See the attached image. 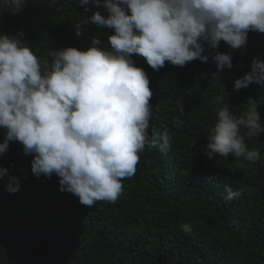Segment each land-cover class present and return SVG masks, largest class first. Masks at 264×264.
Instances as JSON below:
<instances>
[{"label":"trees","instance_id":"16d2710c","mask_svg":"<svg viewBox=\"0 0 264 264\" xmlns=\"http://www.w3.org/2000/svg\"><path fill=\"white\" fill-rule=\"evenodd\" d=\"M57 2L58 9L50 0H28L16 14L0 7V32L15 35L22 29L38 57L65 46L86 49L93 36L107 43L112 30L94 24L75 34L74 26L91 10L85 13L77 0ZM219 50L232 53L231 69L217 70L210 56L207 63L166 62L155 71L142 57H133L150 79L147 131L157 145L140 153L135 174L122 180L114 203L80 204L77 196L59 190L55 174L36 178L32 155L10 142L0 166L20 178L21 189L9 194L7 177L0 179V264H264V132L246 138L250 150L261 152L256 163L231 154L204 155L207 130L220 106L215 97L223 96L236 116L251 97L264 123V85L233 88L234 80L251 70L254 57L264 60V34L249 32L245 49L221 41ZM213 72L220 79L209 83ZM165 130L170 146L161 151ZM225 185L241 194L225 200ZM185 223L191 233L181 230Z\"/></svg>","mask_w":264,"mask_h":264},{"label":"clouds","instance_id":"9594fccd","mask_svg":"<svg viewBox=\"0 0 264 264\" xmlns=\"http://www.w3.org/2000/svg\"><path fill=\"white\" fill-rule=\"evenodd\" d=\"M28 0H0L13 14ZM85 13L74 26L94 24L111 29L107 43L98 36L90 46L49 50L38 57L23 39L0 32V156L10 142L32 155L31 172L59 178V190L78 197L92 207L97 201L114 203L122 194V180L136 172L140 153L157 141L148 133L152 116L150 79L133 57H142L158 71L166 62L186 66L211 56L217 70L231 69L232 53L219 50L221 41L231 49H245L249 32L264 34V0H77ZM50 4L58 9L57 0ZM94 9V10H92ZM250 71L234 80V90L250 83L264 85V60L254 57ZM204 74H202L203 76ZM206 78V77H205ZM211 73L209 83L219 81ZM233 114L223 96L213 103L217 119L207 130L204 155L209 159L230 154L244 161H261L259 149L250 150L246 138L264 132L257 104ZM183 111V109H181ZM160 150L170 146L167 130ZM7 177L5 191H20V178L0 166V179ZM225 200L241 194L224 186ZM191 233L192 226H181Z\"/></svg>","mask_w":264,"mask_h":264}]
</instances>
